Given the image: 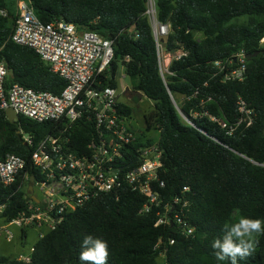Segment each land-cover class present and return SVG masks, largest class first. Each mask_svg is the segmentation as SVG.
Listing matches in <instances>:
<instances>
[{
    "label": "trees",
    "instance_id": "trees-1",
    "mask_svg": "<svg viewBox=\"0 0 264 264\" xmlns=\"http://www.w3.org/2000/svg\"><path fill=\"white\" fill-rule=\"evenodd\" d=\"M44 23L64 20L77 30L92 31L112 40V75H101L103 85L117 87L119 63L125 74L138 77L133 87L153 102L144 116L145 129L158 130L159 178L162 197L170 200L188 186L187 219L192 234L183 236L171 225L155 226V211L139 214L146 196L123 186L118 195L103 193L64 216L33 245L30 261L0 256V264H81L83 236L91 234L108 242L107 264H230L218 261L211 241L225 224L243 216L264 219V0H154L155 19L168 26L160 44L172 58L168 73L160 72V57L147 11L148 0H29ZM10 0H0V61L13 71L8 83L60 94L65 81L52 73L30 48L12 42L14 10ZM199 35V36H198ZM244 49L246 64L242 80L223 81L215 60H232ZM128 58V59H126ZM194 126L184 121L173 105ZM242 98L254 112L247 128L226 134L209 116L235 121L236 102ZM128 118L132 109L120 103ZM197 114V115H195ZM195 115V116H194ZM51 122L36 123L23 117L10 123L0 111V157L14 153L26 161L24 171L35 176L30 155L33 148L21 140L18 129L33 133L35 141L52 132ZM74 132L85 142L84 128ZM74 137V134H73ZM147 145H152L147 141ZM138 148L141 144L135 145ZM139 154V153H138ZM134 155L128 160L129 163ZM0 185L1 217L8 222L30 200L21 182ZM24 233V230H22ZM169 239L174 242L169 244ZM255 252L238 264H264V235ZM159 242V243H158ZM156 244L158 247L155 248Z\"/></svg>",
    "mask_w": 264,
    "mask_h": 264
},
{
    "label": "built area",
    "instance_id": "built-area-1",
    "mask_svg": "<svg viewBox=\"0 0 264 264\" xmlns=\"http://www.w3.org/2000/svg\"><path fill=\"white\" fill-rule=\"evenodd\" d=\"M150 11L154 14L153 4L146 13ZM14 14L12 42L32 49L52 73L65 81V86L60 94H54L8 83L9 68L0 61V111L10 107L17 119L21 116L36 123L51 122L54 125L52 132L42 135L38 141L33 133L21 128L17 131L23 143L33 148L30 160L37 171V179L24 171L26 161L23 157L14 153L0 157V185L8 187L21 177L18 189L25 188L30 199L26 208L6 223V238L11 237L7 230L10 225L22 230L27 227L52 230L66 214L103 193L118 195L125 185L146 196L138 213L155 211V226L171 225L180 235L192 234L193 227L187 219L191 206L189 187L184 186L170 200L162 197L160 189L164 182L158 175L161 167L158 146H135L138 137L128 125L129 118L120 109L118 86L103 85L100 80L101 75H112V40L92 31L77 30L64 20L44 23L35 15L29 0H16ZM0 15L6 16V10L0 8ZM152 28L159 54V37L168 33V26L155 21ZM260 44L264 50V37ZM183 54L178 51L172 58ZM232 58L234 66L231 68L228 66L232 65V60L212 63L218 73L223 72V81L244 78V49L237 50ZM236 107L237 117L233 122L214 116L209 118L228 135L238 128L251 126L253 110L242 98H238ZM74 125L84 128L85 142L82 143V137L74 132ZM132 155L134 157L127 163ZM134 159L136 161L130 164ZM28 184H31L37 201L28 192ZM4 208L5 204H1L0 214ZM44 233L41 232L39 237ZM173 242L169 239V244ZM32 251L33 246L28 254L19 255L18 259L29 262Z\"/></svg>",
    "mask_w": 264,
    "mask_h": 264
},
{
    "label": "rangeland",
    "instance_id": "rangeland-1",
    "mask_svg": "<svg viewBox=\"0 0 264 264\" xmlns=\"http://www.w3.org/2000/svg\"><path fill=\"white\" fill-rule=\"evenodd\" d=\"M152 4L154 7V0H148L147 9L150 10ZM9 6L15 11L14 7L16 6V0H10ZM148 17L151 22V25H155V9L154 14L150 11ZM160 38L161 37H159V40ZM159 57L161 61L162 72L168 73V65L173 57V54L166 53L163 50L162 45L160 44ZM115 75L118 82V99L120 102L129 106L132 109L131 115L128 119L129 127L137 134L138 142L141 144V147L148 146L146 144L147 141H150L152 145L156 144L159 139L158 130H154L156 124L152 125L150 131H147L145 129L144 124V116L149 114V112L152 110L153 102L148 99L141 91H136L133 88L138 82V77L127 76L125 74L124 67L121 63L118 64ZM185 117H183L184 121L189 123L188 119ZM6 223L7 222L1 217L0 214V256H5L9 258H18V253L27 252L29 248L33 246L40 238L39 234L41 232L43 233L46 231L45 227H27L24 229L23 235L22 229L10 225L7 226V230L11 232V237L7 239L4 233V227H6ZM158 263L165 264L162 256L159 257Z\"/></svg>",
    "mask_w": 264,
    "mask_h": 264
},
{
    "label": "clouds",
    "instance_id": "clouds-1",
    "mask_svg": "<svg viewBox=\"0 0 264 264\" xmlns=\"http://www.w3.org/2000/svg\"><path fill=\"white\" fill-rule=\"evenodd\" d=\"M264 235V219L239 216L235 222L225 224L221 234L211 241L212 253L218 261L238 264L251 256L259 245V236ZM108 242L97 236L86 234L81 241L79 261L81 264H107Z\"/></svg>",
    "mask_w": 264,
    "mask_h": 264
},
{
    "label": "water",
    "instance_id": "water-1",
    "mask_svg": "<svg viewBox=\"0 0 264 264\" xmlns=\"http://www.w3.org/2000/svg\"><path fill=\"white\" fill-rule=\"evenodd\" d=\"M153 35H154V37H155V30H153ZM7 65V64H6ZM7 67H8V65H7ZM160 72H161V74H162V70H161V68H160ZM110 73L112 74L113 73V67L111 66V68H110ZM8 76L9 77H11V78H13L14 77V74H13V71L11 70V69H8ZM171 98V101H172V103H173V105L175 106V108H176V110L178 111V113L182 116V117H185L184 116V114L180 111V109L178 108V106L176 105V103L174 102V100L172 99V97H170ZM5 115H6V117H7V119H8V121L10 122V123H12V122H14L16 119H17V115L14 113V111H13V109L12 108H7V109H5ZM186 118V117H185ZM189 124H191L192 126H194V123H190L189 122ZM136 161V159H134L130 164H133L134 162ZM261 166H264V164H260ZM120 169H121V167H120ZM30 182L32 183L33 182V177L31 176L30 177ZM28 191L29 192H32V188H31V186H29V189H28ZM32 198H33V200H35L36 201V198L32 195Z\"/></svg>",
    "mask_w": 264,
    "mask_h": 264
},
{
    "label": "crops",
    "instance_id": "crops-1",
    "mask_svg": "<svg viewBox=\"0 0 264 264\" xmlns=\"http://www.w3.org/2000/svg\"><path fill=\"white\" fill-rule=\"evenodd\" d=\"M14 8H15V7H14ZM126 91H127V90H126ZM124 92H125V91H124ZM121 103H122V102H121ZM122 104H123V103H122ZM16 120H17V119H16ZM16 120H15V121H16ZM29 186H31V184H28V185H27V190L29 189ZM31 188H32V186H31ZM28 192H29V191H28ZM29 193L31 194V197H32V195H33L32 192H29ZM33 196H34V195H33ZM32 199H33V198H32ZM36 201H37V200H36ZM22 234L24 235V233H22ZM31 247H32V246H31ZM31 247H30V248H31ZM30 248H29V249H30ZM28 252H29V250H28L27 252H24V253H18V256H19V255H22V254H23V255L28 254Z\"/></svg>",
    "mask_w": 264,
    "mask_h": 264
},
{
    "label": "bare ground",
    "instance_id": "bare-ground-1",
    "mask_svg": "<svg viewBox=\"0 0 264 264\" xmlns=\"http://www.w3.org/2000/svg\"><path fill=\"white\" fill-rule=\"evenodd\" d=\"M190 121V120H189Z\"/></svg>",
    "mask_w": 264,
    "mask_h": 264
}]
</instances>
